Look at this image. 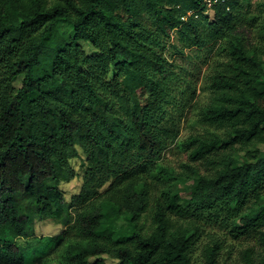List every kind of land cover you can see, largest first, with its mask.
<instances>
[{
	"label": "trees",
	"instance_id": "obj_1",
	"mask_svg": "<svg viewBox=\"0 0 264 264\" xmlns=\"http://www.w3.org/2000/svg\"><path fill=\"white\" fill-rule=\"evenodd\" d=\"M246 1L0 0V264H264V0ZM188 47L209 59L198 95ZM216 229L259 247L231 261Z\"/></svg>",
	"mask_w": 264,
	"mask_h": 264
},
{
	"label": "rangeland",
	"instance_id": "obj_2",
	"mask_svg": "<svg viewBox=\"0 0 264 264\" xmlns=\"http://www.w3.org/2000/svg\"><path fill=\"white\" fill-rule=\"evenodd\" d=\"M257 1L258 0H251L253 4H255ZM244 2L246 4L248 3L246 0H244ZM210 12L212 15L213 12L212 11ZM60 26H61L62 31H65L67 35H72L74 30L71 24L67 22H61ZM206 55H207V50H205L204 48L188 47L186 48V56L184 58L177 59L179 63H184L188 65L190 67L191 75L195 79H197V82H196L197 95L201 93V90H200L201 81L203 79L205 72L207 71L209 67V59L205 58ZM206 60L208 62H206ZM194 102H195V99L192 101V105H190L191 107H188L183 115V120L181 122L182 123L181 124V136L182 137L187 136L190 131L188 123H192V124L193 122L195 123L194 108L196 107V105ZM168 149L169 150H168L166 158L171 160L172 163H174L176 166H180L182 161L188 159V153L186 151H179V149L175 147V145H171ZM74 164L77 167L79 165V162L75 161ZM80 183H81V176L78 175L72 181L67 182V183L66 182L62 183L61 186L66 191V196L69 198L73 192H78ZM63 227L64 226L62 223H57L52 219H46L44 221L37 222L36 232L38 236H46V238H48L49 236H55L61 233ZM217 231H219V233L222 234L223 237L225 238L226 249H228L231 253H228L227 251L226 252L228 253L229 255L228 257L231 261L239 262L240 258H242L240 255V251L242 248H244V246H248V244H251V245L253 244L259 247V244L256 243V241L252 238L242 237L240 239H233L232 235L230 234L225 236L224 235L225 232L222 231L221 229ZM22 242H24V240H22ZM231 243L232 245L229 246V244ZM35 247L37 246H32L31 249ZM222 258H223V255L221 256V259ZM106 259L109 263L112 262L111 259L110 260L108 258ZM239 264H242V263L239 262Z\"/></svg>",
	"mask_w": 264,
	"mask_h": 264
},
{
	"label": "built area",
	"instance_id": "obj_3",
	"mask_svg": "<svg viewBox=\"0 0 264 264\" xmlns=\"http://www.w3.org/2000/svg\"><path fill=\"white\" fill-rule=\"evenodd\" d=\"M228 0H204L205 4L207 5V9L208 11H210L212 8L215 7L216 4L218 3H224L227 2ZM230 6L227 4V8H229Z\"/></svg>",
	"mask_w": 264,
	"mask_h": 264
},
{
	"label": "clouds",
	"instance_id": "obj_4",
	"mask_svg": "<svg viewBox=\"0 0 264 264\" xmlns=\"http://www.w3.org/2000/svg\"><path fill=\"white\" fill-rule=\"evenodd\" d=\"M213 10V8L210 10V11H212ZM210 11H208V9L206 10V13H210L211 14V12ZM213 12V11H212Z\"/></svg>",
	"mask_w": 264,
	"mask_h": 264
}]
</instances>
